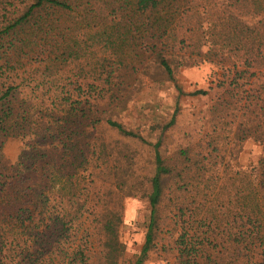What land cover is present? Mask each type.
<instances>
[{"label": "trees", "instance_id": "obj_1", "mask_svg": "<svg viewBox=\"0 0 264 264\" xmlns=\"http://www.w3.org/2000/svg\"><path fill=\"white\" fill-rule=\"evenodd\" d=\"M16 1L19 5L0 0V264H124L122 205L98 207L96 203L87 208L92 194L75 207L65 201L80 197V181L91 162L84 134L88 127L101 125L149 144L155 153V171L148 185L139 180L129 186L128 169L120 161L131 158L108 150L105 144L94 148L98 161L112 158L115 163L106 173L112 185L102 184L103 193L94 196L112 200L114 192L132 196L140 190L149 203L143 245L130 264L148 261L163 233L173 242L172 251H178L172 264H264L260 218L264 211V0ZM248 8L254 13L247 14H256L252 25L236 17ZM97 14L110 18V25H94ZM214 37L225 46L218 63L209 57L210 49L203 52ZM127 44L152 57L160 74L158 83L169 82L179 93L170 119L158 125L161 134L155 143L116 119L101 117L124 98L127 85L120 74L127 64L120 48ZM190 49L196 54L192 65L208 64L215 77L219 66L224 72L211 82V86L217 82L215 88L192 93L203 97L223 90L213 107L217 121L213 132L220 135L222 122L231 128L235 124L234 136L240 135L241 142L253 140L262 148L249 164L231 162L235 173L228 178L227 189L236 194L224 205L218 190L211 201L197 198L202 185L210 179L216 185L219 179L209 176L210 167L221 161L217 137L207 135L210 153L205 148L197 153L192 148L180 150L176 168L166 166L160 152L165 134L176 124L179 99L188 95L175 69L185 67ZM235 58L247 69H239ZM65 68L72 76L68 83L54 76ZM97 94L110 105L98 103ZM48 119L57 126L55 130L43 129ZM48 143H54L61 154L40 149ZM53 184L60 188L51 190ZM166 200L174 222L170 231L163 227ZM206 205L209 210L195 219ZM85 214L95 218V243L100 248L95 256L89 250V231L78 239ZM256 244L263 249L258 256L252 253Z\"/></svg>", "mask_w": 264, "mask_h": 264}, {"label": "rangeland", "instance_id": "obj_2", "mask_svg": "<svg viewBox=\"0 0 264 264\" xmlns=\"http://www.w3.org/2000/svg\"><path fill=\"white\" fill-rule=\"evenodd\" d=\"M14 5H19V2L12 0ZM22 8V7H21ZM231 11L235 12L234 9ZM247 13H254L252 8L241 9L236 13V17L244 18L249 22V25L254 23L253 18L255 15H249ZM264 15V9L262 11ZM110 18H103L100 14H97L94 19H92L94 25L99 24H109ZM76 23V19L72 21V25ZM251 23V24H250ZM230 27L229 25L227 28ZM56 33H52V37L56 36ZM56 41V40H53ZM121 43V41H118ZM138 47V46H137ZM224 45L222 42H218L214 37L210 40V43L203 48V52L206 53L209 49L211 50V55L209 56L214 60V63L220 61V57L224 52ZM123 46L120 50H123V55L125 59V64L127 67L122 69L120 77L124 79L127 85V89L124 92V98L120 103L110 106V111L104 113L101 117L106 116L107 119H116L123 123L126 128L134 129L139 131V133L150 143H155L161 134V128L158 126L160 123L170 119L174 106L176 105L179 93L173 88L172 84L167 82L166 84L158 83V78L160 76L156 65L151 62L154 60L150 57L143 49ZM138 50V51H137ZM194 49H190L186 52L185 67H176V77L178 79L179 85L183 88L187 96H182L179 99L180 111L176 124L169 129L165 134L163 145L160 149L161 155L164 158L165 165L168 167L176 168L177 159L179 160V151L186 148H192L193 153L201 151V148H205L207 153H210L212 148L207 149L208 141L211 137L208 134H212L217 137L222 144L221 152L219 153L221 161L218 165L211 166L209 170V176L218 175L219 179H216V185L213 184L214 179H210L206 184L202 185L201 192L197 196L199 197V202L205 198L207 201L214 199L215 192L217 191L220 197L219 201L224 205L230 197H233V190L228 191V178H231L233 171L231 169V162L236 160L241 161L243 164H249L253 159L261 154V146L249 140L247 142H241L239 139L240 135L234 136L235 127L234 124L231 127H226V122L217 131L220 135L213 132V126L217 123L215 120V115L213 112V107L218 102V98L223 95V90L218 89L212 91L209 96H192V93L198 90L208 91L215 88V83L211 86V82L215 81L218 76H221L224 72L221 71V66L218 67L216 73L218 76L215 77L211 75L208 64L192 65L190 63L191 57L194 59L196 56ZM138 53V54H137ZM114 59V58H113ZM236 59V64L239 69L246 70L244 65L241 64L238 58ZM152 64V65H149ZM229 64V63H228ZM227 64V65H228ZM229 66V65H228ZM68 67V66H65ZM67 68L61 69L59 73L54 72V76L59 79H63L65 83L70 76L67 72ZM213 76V77H212ZM220 80H223V78ZM56 81V80H55ZM256 79L252 78L251 83H254ZM131 85V88L128 86ZM72 89V88H71ZM250 88H247L249 90ZM48 95H51V91L46 89ZM37 95H39L37 93ZM75 96L78 93H74ZM98 103H106L108 105V100L103 101V99L97 94ZM237 123V120H235ZM49 124H44L43 129L55 130L56 125L51 123L48 119ZM232 122V120H231ZM40 124V123H39ZM51 125L52 128L49 126ZM97 127V125H96ZM84 136L88 139L83 143H90V147L87 150V157L90 160V170L84 173L85 179H81L79 187V198H75L73 202L66 201L68 207H75L76 204L83 201L88 194H92L88 205L91 207L98 204V207L103 206L105 203H110L111 205L121 204L124 213V225L121 229V241L126 245V251L124 254V264H130L139 255L140 250L143 245L142 230L145 223V219L148 214L149 203L146 199L142 197L140 190L135 192V195L126 196L120 192H114L112 200L110 199H99L94 196V194L103 193L104 189L101 188L102 184L106 186L112 185L111 177L107 176L106 173L109 169H114L115 163L113 159H101L97 160V156L94 157V148L97 144L107 145L108 150L113 149L115 153L122 152V157L124 155L129 156L131 160L121 159L120 163L125 165L128 169L127 181L128 185L131 186L142 180L145 185H148V181L154 174L155 171V153L149 144L141 143L138 140L127 139L122 137L117 131L109 129L106 125H101L98 128L88 127ZM231 138V140H229ZM80 141L79 145L82 144ZM232 143V144H231ZM228 145V147L226 146ZM40 149H49L55 153V155H60L61 152L56 148L54 143H48L45 145H40ZM227 147V148H226ZM241 150V154H237V151ZM218 154V153H217ZM216 154V155H217ZM236 155V156H235ZM52 158V157H51ZM225 159V160H224ZM131 162L132 164H128ZM228 166V168H227ZM168 179L166 178V181ZM51 190H56L60 188V185H52ZM95 199V201H93ZM102 202H99V201ZM217 202V201H215ZM51 204H55V199L51 198ZM208 205V204H207ZM207 205L202 210L201 214L195 219H201L204 212L209 209ZM171 207L168 200H166L162 205V214L167 217L163 225L164 230H173L174 222L172 217H169ZM195 210V209H194ZM191 215V214H190ZM263 226H264V211L260 216ZM95 218L89 217L85 214L81 219V235L78 239L81 240L84 233L87 235L89 231V241L91 245L89 250L91 255L95 256L96 253L99 254L100 248L97 247L96 236H95ZM171 225V226H169ZM197 225H194L196 227ZM159 247L151 252L148 261L144 264H172L178 258V251H172V241L169 235L163 233L158 241ZM263 251L262 248H258L257 244L252 247V253L258 256ZM218 254V253H217Z\"/></svg>", "mask_w": 264, "mask_h": 264}]
</instances>
